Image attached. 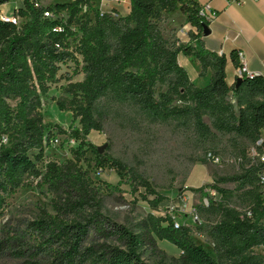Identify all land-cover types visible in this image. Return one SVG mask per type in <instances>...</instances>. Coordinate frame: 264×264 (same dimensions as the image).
I'll use <instances>...</instances> for the list:
<instances>
[{"label":"trees","instance_id":"trees-1","mask_svg":"<svg viewBox=\"0 0 264 264\" xmlns=\"http://www.w3.org/2000/svg\"><path fill=\"white\" fill-rule=\"evenodd\" d=\"M21 1L14 17L23 23L15 25L1 13L10 0H0V142L4 136L10 139L8 147H0V216L5 194L22 187L27 176H42L35 163L44 159L46 148L41 100L61 82V66L71 62L81 67L76 74L84 80L69 78L54 101L79 123L73 136L80 146L66 165L49 163L42 177L55 196L56 212L34 223L52 252L47 264H146L144 252L158 241L175 247L182 264H264L254 255L256 248L264 250V75L229 85L224 56L166 38L165 17L178 10L197 37L204 36L203 27L209 24L200 16L201 6L187 0H129V10L121 14L113 9L101 13L93 6L111 0L39 8L33 0ZM92 7L93 15L84 11ZM47 12L53 17H45ZM180 57L194 58L201 78L211 71L210 83L197 87ZM231 59L238 69L239 53L233 52ZM10 98L19 100L16 108ZM106 128L149 146L165 130L192 150V164L219 159V166L233 164L238 171L218 178L208 191L195 190L209 204L196 209V225L176 229L170 213L158 214L168 208V197L122 159L86 143L91 132ZM88 151L98 172L113 170L137 183L135 191L141 190L154 213L136 231L103 213V201L81 166ZM193 237L204 239L214 256Z\"/></svg>","mask_w":264,"mask_h":264},{"label":"rangeland","instance_id":"rangeland-1","mask_svg":"<svg viewBox=\"0 0 264 264\" xmlns=\"http://www.w3.org/2000/svg\"><path fill=\"white\" fill-rule=\"evenodd\" d=\"M73 1L75 0H42V4L53 6L57 3ZM18 2L19 0H11L6 8H13ZM93 6L98 9L96 3ZM95 8H87L84 11L93 15ZM170 15L172 13L166 15L162 28L166 38L176 40V35L180 31L177 27L184 23L182 17H186L181 11L171 19ZM22 23L21 19L18 20L19 25ZM186 61L187 58L182 57L183 66L190 77L194 80L198 79L200 75ZM80 68L71 62L61 66L59 73L61 82L53 86L48 96L41 100L40 111L45 124L46 148L44 159L35 163L42 176L40 178L27 176L22 187L13 193L4 195L5 203L2 216H0V264H30L32 260L47 264L52 261L51 249L45 239L34 230V223L46 215L56 216L53 209L55 196L42 180L47 165L49 163H56L59 166L66 165L74 158V151L80 146V141L73 136V131L80 128L79 123L73 122L72 113L60 112L54 101L63 95V87L67 86L69 78L73 79V82L84 80L82 74H76ZM18 101L16 98L8 100L12 108H16ZM56 127L61 128L66 134H60ZM157 133L151 146L140 142V138L114 128H106L104 132H91L85 141L96 148L106 146L103 155L109 154L122 159L133 172L148 178L159 194L168 197L170 199L168 208L162 209L158 214L170 213L177 218L179 223L191 224V213L203 205L206 199L203 194L194 191L200 188L208 191L218 178L235 174L238 167L226 163L222 166L210 163L192 164L190 148L182 146L180 140L171 136L168 131L161 130ZM9 145V137H2L0 147ZM36 154L37 152L34 155ZM81 166L87 172L92 188L97 191L103 201V213L116 223L136 231L138 225L150 213H154L142 200L141 190L138 188V191H135L136 182L128 177L121 178L113 170L98 172L95 167V157L90 151L86 153ZM169 185H172L171 189H162ZM227 187L232 188L233 186ZM182 190L186 191L185 196L189 209L187 216L179 213L178 209V194ZM193 240L207 253L214 256L212 248L204 239L193 237ZM180 255L181 253L169 243L158 241L156 248L144 252L143 259L146 264H182ZM254 255L264 261L262 248H256Z\"/></svg>","mask_w":264,"mask_h":264},{"label":"crops","instance_id":"crops-1","mask_svg":"<svg viewBox=\"0 0 264 264\" xmlns=\"http://www.w3.org/2000/svg\"><path fill=\"white\" fill-rule=\"evenodd\" d=\"M20 1L13 8H6L10 3L1 7L2 16L5 18L14 16L15 12L23 6V2ZM187 1H193L199 6L210 5L216 19L209 25L211 34L208 37H197L196 29L191 28L186 18L182 17L184 23L177 27L180 29L176 35L178 45H189L198 51L206 50L217 55L220 51L223 52V56L228 61L227 83L229 85L237 80V69L231 59L233 52L244 54L250 72L264 75V0L249 1L244 5L231 4L227 0ZM97 5L98 9L103 11L113 9L124 14L129 10L130 1L125 0L123 5L98 1ZM179 12L178 10L172 13L169 18L177 16ZM237 35L239 37L236 39ZM226 38L228 40H225ZM186 62L200 75L201 68L194 58H187ZM180 64L183 66L182 57H180ZM211 77L212 72L209 71L205 78L199 77L196 80L190 78L197 87L203 88L210 83Z\"/></svg>","mask_w":264,"mask_h":264},{"label":"built area","instance_id":"built-area-1","mask_svg":"<svg viewBox=\"0 0 264 264\" xmlns=\"http://www.w3.org/2000/svg\"><path fill=\"white\" fill-rule=\"evenodd\" d=\"M33 1L35 3V7H37V8H39L43 5L42 0H33ZM227 1L231 4L244 5L245 3L249 2V1H258V0H227ZM107 3L113 4V5H123V4H125V0H111L110 2H107ZM99 12L103 13L104 11L102 9H99ZM200 16L205 21V23H208L209 25L211 23H213L216 19V15L212 11V8L210 5L201 6ZM45 17L52 18L53 15L50 12H47V13H45ZM5 20L13 23L15 25H19L18 20H20V19H15V17L13 16L11 18H5ZM238 37H239V35L236 36V39ZM225 40H228V39L226 38ZM218 54H219V56H223V52H221V51ZM239 61H240L241 66L236 70V79H244L246 77L253 78L255 76L262 75L259 73H252L248 70L247 63L245 61V56L243 53H239ZM254 154H255V152H254ZM213 162L215 165H218V166L220 165L219 159H215ZM261 162L264 164V154L261 156ZM260 179H261L262 184L264 185V173L260 174ZM211 195L215 196L216 194L211 193ZM208 204H209L208 200L205 199L203 205L208 206ZM178 209L180 211L179 213H181L182 215H185V216L188 215L189 209H188V202H187L185 194L179 198ZM171 216L173 217V219L175 221V228L176 229H179L182 224H186V223H179V221L177 220V218L175 216H173V215H171ZM190 218L192 220L191 224L196 225V223H197L196 210H194L191 213Z\"/></svg>","mask_w":264,"mask_h":264},{"label":"water","instance_id":"water-1","mask_svg":"<svg viewBox=\"0 0 264 264\" xmlns=\"http://www.w3.org/2000/svg\"><path fill=\"white\" fill-rule=\"evenodd\" d=\"M203 31H204V36H205V37H208V36L211 34L210 28H209V26H207V25H204V27H203ZM241 82H242V79H237V83H238V85L241 84ZM105 148H106V146L98 148L99 153H100V154H103Z\"/></svg>","mask_w":264,"mask_h":264}]
</instances>
